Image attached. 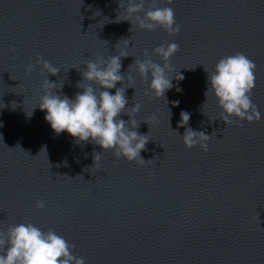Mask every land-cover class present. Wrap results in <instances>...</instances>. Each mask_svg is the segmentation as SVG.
I'll use <instances>...</instances> for the list:
<instances>
[{"label": "water", "instance_id": "95a60500", "mask_svg": "<svg viewBox=\"0 0 264 264\" xmlns=\"http://www.w3.org/2000/svg\"><path fill=\"white\" fill-rule=\"evenodd\" d=\"M158 3L174 9L178 33L122 20L119 0H0V229L52 228L85 264H264V0ZM151 6L145 0L133 15ZM168 42L179 46L168 59L173 88L154 97L132 63L146 53L164 63L153 49ZM121 50L129 54L121 83L133 86L126 107L140 104L137 130L150 138L143 162L54 133L36 107L46 76L72 97L86 59ZM237 52L255 62L259 120L224 122L215 98L204 95L205 69ZM38 56L60 71L44 72ZM181 110L191 114L187 125L178 123ZM185 127L210 136L207 151L184 145Z\"/></svg>", "mask_w": 264, "mask_h": 264}, {"label": "clouds", "instance_id": "9594fccd", "mask_svg": "<svg viewBox=\"0 0 264 264\" xmlns=\"http://www.w3.org/2000/svg\"><path fill=\"white\" fill-rule=\"evenodd\" d=\"M119 3L125 9V18L122 20L130 21L131 25L134 21L138 27L147 30L160 27L169 33L180 31L174 9L160 6L158 0H152V6L142 16L133 14L144 9L145 0H127L126 4L124 0H119ZM122 39L128 46V39ZM178 47L177 43L168 42L153 49L164 63L153 61L147 53L144 59H134L132 65H135V72L147 81L148 91L152 96L161 97L166 90L173 88V75L170 73L175 70L168 59ZM128 55L121 50L108 57L86 59L85 67L81 70L82 79L77 82L81 91H77L72 97L54 91L57 83L49 81L46 76L40 85L41 94L36 107L44 112V119L54 133L66 132L77 143L90 141L129 161L139 158L143 162L145 160L141 158L140 152L150 138L137 130L139 122L135 120L134 113L140 110V104L137 102L126 107L128 98L125 89L133 87L132 84L125 86L121 83L125 77L120 71L121 58ZM36 63L46 73L56 74L60 71L40 56ZM32 67V64L26 65L25 71L30 72ZM254 69L255 62L241 52L220 57L210 72L205 69L207 85L204 95L206 100L210 94L215 98L221 110L220 119L224 122H231L233 118L248 122L261 118V111L251 99V90L255 86ZM131 79L130 76L129 80ZM175 79L182 80V73L177 72ZM117 82H120V87L116 86ZM61 87L62 83H59V89ZM113 88L115 91H110ZM176 90L182 91L179 85H176ZM173 104L178 105L179 101H173ZM129 108L131 111L126 112L125 109ZM122 112L129 119L121 118ZM31 114L32 110L28 115ZM190 115L187 110H181L179 125H187ZM156 118L155 113L150 117L151 120ZM180 136L186 147L199 144L204 151L208 150L207 141L210 136L204 131L185 127ZM99 160L100 153H95L93 162ZM35 206L42 209L45 201L38 200ZM73 247V244L52 228L45 231L31 222H21L0 229V264H85L84 257L72 253Z\"/></svg>", "mask_w": 264, "mask_h": 264}]
</instances>
